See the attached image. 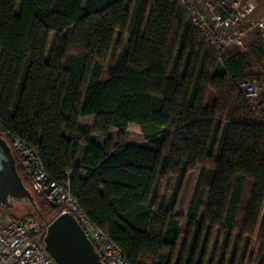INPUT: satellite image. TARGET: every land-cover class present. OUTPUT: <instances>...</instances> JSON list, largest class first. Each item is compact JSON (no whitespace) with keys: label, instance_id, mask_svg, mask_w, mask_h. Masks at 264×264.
I'll return each mask as SVG.
<instances>
[{"label":"trees","instance_id":"16d2710c","mask_svg":"<svg viewBox=\"0 0 264 264\" xmlns=\"http://www.w3.org/2000/svg\"><path fill=\"white\" fill-rule=\"evenodd\" d=\"M211 47L180 0H0L3 137L68 182L130 264H242L250 250L264 264V92L250 107L244 55ZM131 124L143 142L126 140ZM196 168L184 217L178 194ZM38 194L42 215L60 211ZM30 207L10 218L46 220Z\"/></svg>","mask_w":264,"mask_h":264},{"label":"built area","instance_id":"2783aa9c","mask_svg":"<svg viewBox=\"0 0 264 264\" xmlns=\"http://www.w3.org/2000/svg\"><path fill=\"white\" fill-rule=\"evenodd\" d=\"M180 1L192 23L213 48L226 49L239 43L248 32L255 29L264 33V17H250L253 7L248 0H201L204 9L201 12H197L195 5L187 0ZM239 85L248 105L254 108L260 91L264 92V82L257 85L252 79H243ZM12 145L18 160L29 170L33 183L44 194L46 201L55 203L60 211H67L76 219L102 262L130 264L122 248L80 208L70 192L68 182L50 180L36 152L24 139L14 138ZM47 226L46 220H15L0 214V264H57L44 248L43 236Z\"/></svg>","mask_w":264,"mask_h":264},{"label":"water","instance_id":"95a60500","mask_svg":"<svg viewBox=\"0 0 264 264\" xmlns=\"http://www.w3.org/2000/svg\"><path fill=\"white\" fill-rule=\"evenodd\" d=\"M16 203L30 204L43 217L30 188L16 169L12 146L0 129V207L10 210ZM49 205L57 207L52 202ZM43 244L57 264H104L76 219L64 210L48 221Z\"/></svg>","mask_w":264,"mask_h":264},{"label":"rangeland","instance_id":"374dc122","mask_svg":"<svg viewBox=\"0 0 264 264\" xmlns=\"http://www.w3.org/2000/svg\"><path fill=\"white\" fill-rule=\"evenodd\" d=\"M187 1L192 3L193 5H195L197 12L204 11L203 3L201 2V0H187ZM248 2L250 3L249 0H248ZM252 14H253V10H252V13L250 15L251 18L257 19V18L264 17V15L255 17ZM255 30L259 31L258 29H255ZM252 31H254V30H252ZM259 32L261 34H264L261 31H259ZM242 41H243V39L239 43H235V44H233L232 46H230V47H228L226 49H222V50L221 49H216V48H213V49L216 51L217 55H221V53L229 54V53H231V51H235L236 47H238L239 45H242ZM245 79H252V80L255 79L254 81H256L257 85H260L262 82H264V81H262L264 79H262L261 77H259V76L258 77H254V76H252L250 74H248ZM258 88H259V86H258ZM93 119H94V116H92V115L83 117L81 119V121H80L81 122V126H83L86 122H88L90 120H91V123H92ZM111 132H112L113 136H116V129H112ZM94 139L95 140H99V139H102V138L100 136L96 135V136H94ZM126 140L134 141V142H143L144 141L143 136L140 133L139 128L136 125H134V124H131L128 127V129L126 131ZM13 151H14V154H16L15 149ZM19 164H21L23 166V164L20 161H19ZM199 170H200L199 168H196L195 170H193V172L191 173L190 177L187 179V181L185 182V184L181 188L180 193L178 194L177 210L179 212H181V214L184 217L186 215L187 207H188V204H189L193 189L195 187V183H196V180H197V177H198V174H199ZM27 187L30 188L31 193L33 194L34 197H36L38 205H41L42 200H40L39 196H38L39 195L38 194L39 193L38 187L33 183V181H27ZM173 189H174L173 181L168 183V181L163 180L161 182V185H160L159 193H160V195H165L167 197H170V195L173 193ZM30 206H31L30 204L16 203L14 208L10 209V210L4 209V208L1 209V207H0V214L3 215V216H8V217H10L11 215H14L17 218H23V217H26L29 214L33 213L32 208ZM43 215H44V217L46 219L50 220L56 214H53L50 211V209L45 208L44 211H43ZM222 238L223 237L221 235L220 236L218 235L217 231L214 232V234L212 235V240H211V243H210V248H209L210 251L209 252L212 251L213 247L216 244H220L222 242ZM250 253H251V250H250V252H248V254L246 255L245 259L242 260V264H258V262L252 263L250 261ZM239 259L240 258L235 259L234 264H239Z\"/></svg>","mask_w":264,"mask_h":264},{"label":"crops","instance_id":"0c3cea01","mask_svg":"<svg viewBox=\"0 0 264 264\" xmlns=\"http://www.w3.org/2000/svg\"><path fill=\"white\" fill-rule=\"evenodd\" d=\"M253 7V16H263L264 15V0H249ZM242 54L244 55V60L242 62V69L245 74H250L254 77H261L264 79V34L259 31L254 30L248 32L242 41V45L236 47L235 51H231V54ZM255 80V79H254ZM264 81V80H262ZM82 119V118H81ZM80 119V121H81ZM79 125L81 126V122ZM91 120L86 122L82 128L90 129L92 126ZM93 135V140L102 145L104 138L95 140ZM98 136V135H97Z\"/></svg>","mask_w":264,"mask_h":264},{"label":"flooded vegetation","instance_id":"af4514ba","mask_svg":"<svg viewBox=\"0 0 264 264\" xmlns=\"http://www.w3.org/2000/svg\"><path fill=\"white\" fill-rule=\"evenodd\" d=\"M45 218V217H44ZM46 219V218H45ZM46 220H48V219H46Z\"/></svg>","mask_w":264,"mask_h":264}]
</instances>
